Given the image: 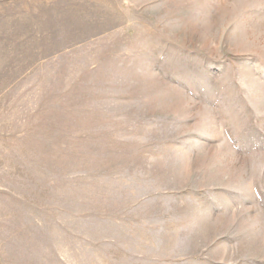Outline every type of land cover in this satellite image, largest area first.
<instances>
[{
  "label": "rangeland",
  "instance_id": "1",
  "mask_svg": "<svg viewBox=\"0 0 264 264\" xmlns=\"http://www.w3.org/2000/svg\"><path fill=\"white\" fill-rule=\"evenodd\" d=\"M0 264H264V0H0Z\"/></svg>",
  "mask_w": 264,
  "mask_h": 264
}]
</instances>
